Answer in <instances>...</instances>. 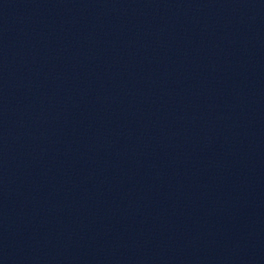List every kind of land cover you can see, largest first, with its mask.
I'll use <instances>...</instances> for the list:
<instances>
[{"label": "water", "instance_id": "1", "mask_svg": "<svg viewBox=\"0 0 264 264\" xmlns=\"http://www.w3.org/2000/svg\"><path fill=\"white\" fill-rule=\"evenodd\" d=\"M0 264H264V0L0 2Z\"/></svg>", "mask_w": 264, "mask_h": 264}]
</instances>
